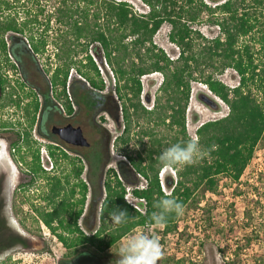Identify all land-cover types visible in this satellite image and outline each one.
<instances>
[{
    "label": "trees",
    "instance_id": "trees-1",
    "mask_svg": "<svg viewBox=\"0 0 264 264\" xmlns=\"http://www.w3.org/2000/svg\"><path fill=\"white\" fill-rule=\"evenodd\" d=\"M140 1L148 7V11L141 14L128 1L57 0L48 10L46 25L40 31L43 22L39 17L47 11L41 0H0V11L4 15L16 11L13 17L8 14L0 23L3 50L0 63L2 59L5 63L8 61L7 33H14L10 35L12 40L30 42L31 45H26L31 46L37 62L38 56L46 54L52 20L67 25L65 31L58 29L57 38L52 39L58 46L55 54L58 65L45 69V75H51L46 78L44 87L34 83L32 86L47 100L51 93L57 102L65 99L69 113L73 110L68 94L70 88L76 103L92 112L94 118L99 115L105 121L102 113L122 118L123 131L115 138L113 146L125 161L119 163L118 170H108L97 193L96 187L91 186H97V178L106 162L102 141L96 144L98 149L83 158L66 153L61 157L50 151L52 169L47 172L39 149H33L30 140L43 103L38 93L26 103L25 98H30L31 93L22 96L16 90L7 91L8 79L0 73L1 89L8 93L4 107L14 102L17 109L24 112L29 128L19 129L18 136L24 135V142L20 145L17 140L12 147L28 148L30 158L20 160L26 162L31 171L29 185L42 189L45 204L37 206L30 202L36 214L34 221L43 223L68 252L66 259L58 264H116L118 256L108 251L135 229L148 227V220L156 211L154 203L166 192L162 189L160 173L163 169L157 158L171 145L183 144L192 138L187 129V110L193 83L205 85L228 106L229 112L197 129L196 140L207 155L193 165L173 169L176 177L169 180L170 193L183 203L184 209L207 200L209 194L224 199L220 189L223 181L240 182L264 142V0H224L214 5L206 0ZM205 12L211 25L219 29L211 37L204 35L197 25ZM20 13L25 15L21 21ZM164 24L171 26L169 40L179 50L176 58L155 43L154 38ZM76 48L81 49L76 52ZM75 52L83 56L77 63L73 60ZM97 60L104 61L110 68L116 96L106 93L107 83ZM73 66H77L80 79L71 82ZM229 69L239 76L238 85L233 87L218 78ZM155 73H160L163 81L152 108H148L142 102V79ZM24 79L28 82L26 72ZM96 129L101 139L105 138L103 129L100 126ZM62 162L67 163V167L58 172ZM86 163L91 169L88 181L83 178ZM129 170L134 173V179L127 176ZM139 177L146 181L145 186H139ZM40 182H44L42 187ZM127 184L134 186L135 198L145 201L144 213L126 201ZM94 205L99 214L91 226L85 215L87 207L93 212ZM117 207L127 209L133 219L125 225H114L110 213ZM244 212L242 230L249 228L251 221L249 207L245 206ZM180 217L169 216L163 228L165 236L179 230ZM82 223L89 233L82 228ZM254 230L241 234L243 246L252 245L254 239L250 234L258 238Z\"/></svg>",
    "mask_w": 264,
    "mask_h": 264
},
{
    "label": "rangeland",
    "instance_id": "rangeland-1",
    "mask_svg": "<svg viewBox=\"0 0 264 264\" xmlns=\"http://www.w3.org/2000/svg\"><path fill=\"white\" fill-rule=\"evenodd\" d=\"M42 5H46L47 11L39 17L43 22V25L39 27L40 31L46 25L49 13L56 4L57 0H41ZM128 1L135 11L139 14L148 11L146 5L140 0H118ZM208 4L214 5L217 2H223L224 0H206ZM32 7L31 4L28 5ZM16 11H8L5 15H12ZM21 12V11H20ZM32 12V11H31ZM4 15V16H5ZM33 15V12H32ZM25 17L23 13H20V21ZM5 19V18H4ZM3 22V21H2ZM198 28L202 30L206 36H214L218 33V27L212 26L210 18L207 13H203L199 22ZM196 26V25H195ZM67 25H60L55 20L51 22V32L48 34L46 54L37 57V62L34 63L35 67L31 68L26 66V70L30 75V81L39 86L46 85V78L49 79V75H45V69L49 67H55L58 65V60L55 54L58 52V46L53 42V38L56 39V31H65ZM37 28H34L36 31ZM171 26L164 24L160 31L155 36V43L172 58H176L179 54V50L169 40V33ZM11 34V33H9ZM10 38V35H5V40ZM81 48L75 49L76 52ZM92 49V47H90ZM75 52L74 61L77 63L83 57L81 54L77 55ZM1 60V59H0ZM4 60L2 59V62ZM100 68L101 75L107 83V94L114 93V80L113 75L108 65L97 60ZM5 64V61L3 62ZM76 67L71 69L69 81L80 79L76 73ZM11 72L13 77H9L6 74ZM3 72L8 75L7 91L16 90L18 94L24 96L30 93L32 90L27 86L23 78L18 74V71H14L7 65L4 66ZM218 78L226 85L233 87L238 85L239 76L232 69L227 70L223 75ZM143 94L142 102L148 107L152 108L153 99L157 95L159 87L163 81V76L160 73L151 74L143 77ZM24 86L21 88L20 85ZM55 95V93H53ZM26 99L30 98H25ZM229 112L228 106L212 95L205 85L200 83H193L192 92L189 107L187 110V129L189 135L196 139L197 129L204 123L220 119L226 116ZM92 113L84 108V115L82 126L89 140L93 144H98L102 141V150L105 152L106 162L104 163V169L100 176L97 178V193H100V184L108 174L109 169H119V163L125 161V158L118 155L116 149H114L113 142L117 136L123 131L122 118H113L109 114L102 113L105 121L101 120L98 115L93 122ZM18 118V117H16ZM93 124V125H92ZM94 128H93V127ZM103 129L104 137L101 139L100 134L97 132V127ZM96 127V128H95ZM111 140V143H110ZM2 142V141H1ZM4 143V142H2ZM2 150V148L0 149ZM42 163L46 166L52 165L46 157H42ZM67 163L62 162V166L58 169V172L62 171V168H66ZM86 167V165H85ZM87 168V167H86ZM61 174V173H60ZM87 169L83 175L84 179H87ZM127 176L130 179H134V173L129 170ZM175 170H162L160 173V179L163 182L162 189L166 192L171 191L169 188V180L175 179ZM44 182H40L41 187ZM146 181L139 177V186H145ZM128 189L134 188L130 184H127ZM221 191L224 195V199H218L216 195L209 194L207 200H202L199 204H194L184 209L183 216L180 217L181 226L178 231L165 236L162 229H151L153 235L157 236L162 245L163 258L158 261V264H264V142L258 147L256 154L251 161L249 167L245 171L243 177L238 183H230L226 180L223 181ZM40 192H36L34 197L30 193L32 200H35L34 205L43 206L45 204L43 198H41L42 189ZM135 203L144 206L133 200ZM91 202V195L88 197V204ZM233 206V207H231ZM245 206L250 210V227L245 230ZM233 208V209H230ZM235 211V212H234ZM240 212V215H239ZM99 209L97 211L96 205H94L93 212L86 213L88 223L92 226L95 220L98 219ZM21 216L25 217V230L33 237L34 245L27 251H17L11 255L7 262L4 264H58L66 255L67 251L57 241L55 236L50 230L43 224H38L34 221L36 214L32 211L29 205H25L21 212ZM83 218L81 219L82 222ZM82 228L89 233V230L82 223ZM252 229H255V233L258 235H249L253 237L254 241L251 246H243L245 244L242 233H250ZM148 230V227H139L133 232H144ZM255 234V235H256ZM256 237V238H254ZM124 239V238H123ZM123 239L118 245L108 251V253L119 255V248Z\"/></svg>",
    "mask_w": 264,
    "mask_h": 264
},
{
    "label": "flooded vegetation",
    "instance_id": "flooded-vegetation-1",
    "mask_svg": "<svg viewBox=\"0 0 264 264\" xmlns=\"http://www.w3.org/2000/svg\"><path fill=\"white\" fill-rule=\"evenodd\" d=\"M5 16L4 12L0 11V23L5 20ZM11 34L14 33L11 32ZM11 34L7 33L6 35L8 36ZM5 42L7 45L6 53L8 57V61L5 64L11 67L15 72L18 71V74L25 81V72L28 78L30 77L26 70V66L29 65L33 68L35 67L34 63H36V59L31 51V43L20 39L12 40L9 37ZM26 43L30 45L27 46ZM2 56L3 50L0 47V59ZM17 56L20 57V60ZM5 64L3 62L0 63V73H2L1 75L3 77L9 78L8 75L2 72ZM29 80L30 78L28 82L25 83L33 91L30 92L32 96L30 99L26 100V103L33 100L35 93H38V97L43 103V108L38 114L37 124L31 130L32 137L30 138L33 149H39L41 159L45 150L48 154L50 151H53L56 155L61 157L66 153L72 157L83 158L84 155H88L98 149L85 133L82 126L84 108L82 105L76 103L72 97V90L69 88L68 94L71 95L70 101L73 105V110L69 113L67 109L68 102L65 99L62 100L63 103L57 102L53 99L51 93L50 98L47 100L32 86V82ZM6 95H8L7 91H2L0 86V149L2 148V150H0V253L3 254L0 255V264L7 262L15 252L27 251L33 247L35 239L25 230V217L21 216V212L26 204L32 209L30 204L32 202L34 203L35 200H32L33 196L30 197V193H32L34 197H38V195L35 196V193L39 192L38 187H36L37 185H29L31 182V171L26 162L20 160L21 157L30 158L28 148L22 146L20 150L19 145L14 148L12 147L17 140H19L20 145L24 142V135H22L21 138L18 136L19 129L22 128L23 130L27 128L29 130L23 115L24 112L21 109L18 110L14 102L12 106L4 107ZM65 101L66 105H64ZM45 103L46 106L44 107ZM20 115L23 116L22 121L24 120V122L20 120ZM92 118L94 122L95 118L93 115ZM69 125L75 128H81L84 135L90 141L91 146H75L62 140L55 132V129L64 128ZM34 131L36 132L37 138L33 136ZM42 166L46 171L51 170V168L47 169L48 166L43 163ZM86 167L88 172V178L86 180L88 181L91 169L88 163H86ZM88 212L89 207H87L86 210L87 214ZM67 253L65 255H67ZM63 259L66 258L64 257Z\"/></svg>",
    "mask_w": 264,
    "mask_h": 264
},
{
    "label": "clouds",
    "instance_id": "clouds-1",
    "mask_svg": "<svg viewBox=\"0 0 264 264\" xmlns=\"http://www.w3.org/2000/svg\"><path fill=\"white\" fill-rule=\"evenodd\" d=\"M215 147L213 145V149ZM205 155H207V151L201 148L196 139L190 138L183 144L176 143L166 148L157 159L162 169L171 171L181 166L193 165ZM44 157L50 161L47 152L43 153ZM153 207L156 211L152 212L148 220V230L133 232L124 237L116 264H158V261L163 258L160 240L152 234L151 229L164 228L172 214L177 217L183 216L184 205L177 198L172 197L171 193L165 192ZM110 219L114 225L120 226L127 224L133 218H130L127 209L117 207L110 213ZM0 255L3 254L0 253Z\"/></svg>",
    "mask_w": 264,
    "mask_h": 264
},
{
    "label": "water",
    "instance_id": "water-1",
    "mask_svg": "<svg viewBox=\"0 0 264 264\" xmlns=\"http://www.w3.org/2000/svg\"><path fill=\"white\" fill-rule=\"evenodd\" d=\"M55 132L60 136V138L69 144L82 147H90L91 143L84 135L81 128H75L72 125L66 126L64 128H57Z\"/></svg>",
    "mask_w": 264,
    "mask_h": 264
},
{
    "label": "built area",
    "instance_id": "built-area-1",
    "mask_svg": "<svg viewBox=\"0 0 264 264\" xmlns=\"http://www.w3.org/2000/svg\"><path fill=\"white\" fill-rule=\"evenodd\" d=\"M148 8V7H147ZM6 74H8V75H10L9 77L11 78V77H13V75L11 74V72L10 71H8ZM21 121H22V118L20 119ZM22 122H24V120L22 121ZM33 136L35 137V138H37V136H36V132L34 131L33 132ZM45 152V154H46V151H44ZM52 169V165H51V167L49 166L47 169ZM133 200H137V202L138 203H140V204H143V206L145 205V201L144 200H142V199H137V198H135L134 196H133V194H132V189H128V192H127V194H126V201L130 204V205H132L134 208H136V209H138L139 211H141V212H145V208H141V206L140 205H138L137 203H135V201H133ZM145 207V206H144Z\"/></svg>",
    "mask_w": 264,
    "mask_h": 264
}]
</instances>
